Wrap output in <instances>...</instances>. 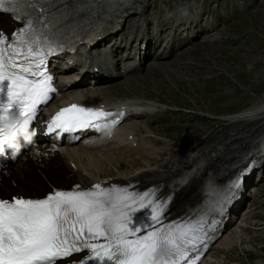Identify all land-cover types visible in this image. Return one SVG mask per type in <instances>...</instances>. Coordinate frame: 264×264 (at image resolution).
<instances>
[{
    "label": "snow or ice",
    "instance_id": "6c2138e0",
    "mask_svg": "<svg viewBox=\"0 0 264 264\" xmlns=\"http://www.w3.org/2000/svg\"><path fill=\"white\" fill-rule=\"evenodd\" d=\"M132 3L0 0V13L19 22L11 35L0 31V155L16 149L21 136L34 134L30 123L57 93L49 58ZM124 115L121 109L102 125L117 114L72 104L51 116L45 128L51 134L115 127ZM248 170L228 183L215 204L217 215L226 211ZM168 203L155 189L135 192L100 183L54 188L43 198H0V264H58L82 252L87 255L75 264H198L218 224L213 209L165 222Z\"/></svg>",
    "mask_w": 264,
    "mask_h": 264
},
{
    "label": "bare ground",
    "instance_id": "6f19581e",
    "mask_svg": "<svg viewBox=\"0 0 264 264\" xmlns=\"http://www.w3.org/2000/svg\"><path fill=\"white\" fill-rule=\"evenodd\" d=\"M150 1L151 0H133L131 6L126 8L122 7V9L113 12L110 22L96 33V35L101 36L120 27V38L129 33L139 31L136 37H144L143 40L146 39L147 43V49L143 51H140L139 49L138 51L140 57L138 63H134L132 59H127L130 62L126 65H121L117 61L114 62L115 69L119 68V71H117L116 75L107 82H102V80L97 82V84H100L96 87V91L99 92V94L105 96L113 94L115 97L120 96V93L125 91V85L127 82L130 83L133 78L141 80L142 76L137 74L134 75L133 78L129 77L124 80H121V78L129 73H136L140 69L141 61L146 57L150 64L146 68L141 66V70L147 71V68L149 67L150 69L155 68L159 70V73L166 75L171 81L177 80V77L173 74V72H175V68L173 69L172 67L173 63H165L164 61H169L174 52L177 53L178 57L179 54H182L179 53V51L189 43V38L193 37V35H189L190 29L193 30L195 37L202 32L207 35L209 34L206 32L207 27L209 26H205L206 28L202 30L196 28H202L203 24L200 19L208 13L200 6V4L198 6L200 7V10L197 12L196 17H194L189 10V8H192V3L186 4L184 2L175 3L174 6L177 7L178 5H182L183 9L179 10V13L181 12V14H184L185 9L187 11L185 15H177L176 17H173L167 14H161L160 9H158L155 13L156 15L151 17L147 12ZM210 10L216 12V8H210ZM203 11L204 13H202ZM134 12L136 15L133 14ZM130 16L131 19L128 21ZM0 17V20L3 19V23L0 24V29H2L3 32L10 33L18 26L10 14H3L0 15ZM135 17H138L137 22L135 19L132 21ZM154 21H156L159 26L158 33L155 28H153ZM179 25L182 26V29L179 32L174 31L171 38L182 40L181 44L177 47L170 45L169 49H166L168 35L162 37L161 32L163 29L166 31L173 26ZM214 26L215 25H211L210 29L214 28ZM157 40L163 41L162 47L157 53H151L150 48L148 47ZM151 58H153L152 61ZM148 72L149 75L154 74L153 72H150V70H148ZM64 78L66 79L67 77ZM87 78L70 83L65 89V93H73V91H79L84 88L82 83L87 80ZM116 99L113 98L111 99L112 101H98V103L102 105L114 103L116 106L120 107V104H122L121 98ZM135 102L139 103L141 101L137 98V100L127 101L123 105H129ZM144 105L153 108L156 107V105L147 102H144ZM112 109L108 108V110ZM159 110L163 111L164 109L158 108V111ZM150 111L151 109L144 108L139 112L132 113L131 117H144L146 119L142 128L134 126L126 132L127 135H130L133 138L136 130L138 132L144 131V143L147 144L148 142L151 144H158L159 140L151 139L154 135L166 136L172 140L167 133L157 129L155 126L159 123L161 124L162 116H156L155 114L149 115L148 112ZM263 136L264 95L255 103L238 112V114L229 117L225 123L221 124L220 128L207 131L200 140L184 146V148H181L176 153H172L173 149L170 144H167L165 148H156L157 150L155 149L156 151L154 152V155L153 153L145 154L143 150H138V156H147V163L145 164H149L150 167H145V164L143 165V162H141L142 159L133 157L136 159L132 161L131 165L141 166L139 171H122L120 169L123 168L124 163L118 162L117 167L120 169H118L119 172L117 174L98 175V177L109 180L108 182H110V184L128 187L129 189L134 187L144 189L147 185H151V189H155V194L158 198L165 193L172 192V200L165 213V222H168L177 217H182L185 213L191 212V210L198 205L204 207L206 204H209L214 199V195L218 190L224 186L226 180L234 174L235 168H233V166L240 163L244 156L254 155L256 158L255 163L260 162L258 168L263 167L264 158L258 153L257 149L258 139ZM159 143L161 142L159 141ZM84 148L86 147H82V150ZM130 150L132 149L130 148ZM148 150H150V148ZM144 151L147 152L146 150ZM167 153H169V157H167L165 161H162L161 159ZM68 157H70V155ZM88 158L89 156L86 155L83 159L88 160ZM156 158L158 159L156 160ZM53 160L54 162L47 164V162ZM69 162L70 161L64 159V157L57 151L52 150L50 145L47 144H42L38 148L26 151L14 166H7V171H10V173H6L7 171L5 172L8 174L7 178L4 177V175H6L5 173H0V196L2 198H9V196L13 194H21L30 197L43 196L45 192L51 189L50 186L57 187L62 185L65 188H69L73 183H78L82 189L89 188L91 182L96 180L94 179L95 176L81 174L82 171L79 168L74 170ZM153 164H155V166ZM20 169H22L21 172L19 171ZM29 170L32 172H29ZM2 174L3 176H1ZM40 175L42 177H40ZM260 179L261 175L259 181ZM200 181L203 183L198 185ZM248 181V178H245L241 186L245 187ZM32 183H36L37 187H34ZM44 184L46 186H44ZM13 185H17V188H14ZM241 186L235 191V194L232 197L231 202L227 205V209L223 215H219L215 218L218 220V224L216 230L212 233L213 236H215L219 230H223L224 227H226V223L230 221H228V218L224 219V217L233 210L235 211L236 204H234L235 202L233 203V201L239 197L242 189ZM5 187L7 188L6 190H4ZM242 199L243 197H240V201L238 202L240 203ZM238 202L236 201V203ZM245 215L244 217L247 216ZM244 217L242 220L246 221ZM242 220L240 226L238 225L239 227L243 225L242 222L244 221ZM212 239L214 238L212 237L208 244L211 245L212 242L216 240L212 241ZM229 240V242L233 241L232 236ZM201 264L211 263L202 259Z\"/></svg>",
    "mask_w": 264,
    "mask_h": 264
},
{
    "label": "rangeland",
    "instance_id": "374dc122",
    "mask_svg": "<svg viewBox=\"0 0 264 264\" xmlns=\"http://www.w3.org/2000/svg\"><path fill=\"white\" fill-rule=\"evenodd\" d=\"M176 1L178 0H151L147 12L154 13V7L161 9L163 4H173ZM180 1L192 3L193 12L198 10V4L203 1L202 5L207 7L205 11L208 13L200 21L215 27L211 29L207 27L206 32L209 34L200 35L194 39L195 41L189 42L181 50L182 54L179 57L175 53L169 61H164L173 63L172 67L175 68L173 74L177 80L171 81L166 75L159 73L158 69L149 67L146 72L141 71V80L133 79L125 89L133 96L144 95L151 102L166 108L156 112V116H162V122L155 126L167 133L172 140L166 136H154L161 142L158 141V144L153 145L154 151L156 148H165L167 144H170L172 153L178 152L184 146L200 140L207 131L220 128L229 117L238 114L264 95V0ZM152 3L154 7L150 8ZM213 6L217 7L216 12L210 10V7L214 8ZM133 14L136 15L135 12ZM130 19L131 16L128 21ZM196 28L202 30L206 27L202 25V28ZM148 64V62L145 63L144 67ZM148 70L154 74L149 75ZM133 86L136 87V91H132ZM124 94L126 92L122 93ZM144 120L140 119V121ZM128 123L134 122L130 120L126 122ZM263 138L264 136L260 137L258 142ZM140 144L142 145V141ZM153 148L150 153L154 155ZM125 154L118 153L114 161H106L105 165L102 162L93 171L106 169L110 173L117 172V159L125 162L122 171H132L134 165L131 166V163L136 158L142 159L143 165L147 163L146 155L133 158ZM113 155H116L115 152ZM167 157L169 153L161 160L165 161ZM54 160L47 164H51ZM146 165L145 167L149 166V164ZM263 170L256 172L253 180L248 183V187L244 188L243 201L236 210V214L230 217L232 220L228 224L229 228L222 234L225 236L217 240L211 249L205 252L204 258L208 261L225 258L242 264H264ZM29 172L32 171L29 170ZM7 175L4 177L7 178ZM259 175H261L260 181ZM202 183L200 181L198 185ZM32 184L37 187L36 183ZM241 208L251 212L246 221L242 220L243 226L246 225L243 230L242 227L237 226L242 218L240 217L242 213H239ZM232 231L234 232L231 234ZM231 236L233 241L229 242Z\"/></svg>",
    "mask_w": 264,
    "mask_h": 264
}]
</instances>
